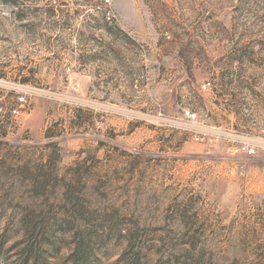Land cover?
<instances>
[{"label":"rangeland","instance_id":"rangeland-1","mask_svg":"<svg viewBox=\"0 0 264 264\" xmlns=\"http://www.w3.org/2000/svg\"><path fill=\"white\" fill-rule=\"evenodd\" d=\"M218 71L264 91V0H0L6 245L26 215L52 222L56 262L77 226L107 262L143 235L147 264H264V156L223 132Z\"/></svg>","mask_w":264,"mask_h":264},{"label":"trees","instance_id":"trees-1","mask_svg":"<svg viewBox=\"0 0 264 264\" xmlns=\"http://www.w3.org/2000/svg\"><path fill=\"white\" fill-rule=\"evenodd\" d=\"M64 222L61 225L65 227L68 223ZM51 225L49 220L23 215L16 225L20 237L9 245H6L9 227L5 226L0 232V264H147L149 249L143 235L138 239L136 235H127V243L117 257L107 262L102 260L103 251L93 247L97 240L95 232L88 229L80 233L76 231L77 226L73 229L72 247L56 262L60 247L49 230ZM201 254L180 249L163 255L165 259L158 257L153 264H199L197 260ZM188 260L191 263H185Z\"/></svg>","mask_w":264,"mask_h":264},{"label":"crops","instance_id":"crops-1","mask_svg":"<svg viewBox=\"0 0 264 264\" xmlns=\"http://www.w3.org/2000/svg\"><path fill=\"white\" fill-rule=\"evenodd\" d=\"M216 73H219L221 80L224 77L228 81H220V84L215 86L214 92L212 90L207 98V102L216 106V110H220L223 132L227 131L228 135H232L236 131L238 134H251L256 138L264 137V91L257 99L250 100V93L257 89L255 85L235 82L243 77L241 72L218 71ZM259 86L264 90V84ZM248 129L249 133H247ZM241 138L244 137L241 135L236 137L238 140ZM254 169L259 170V167ZM261 169L264 170V167Z\"/></svg>","mask_w":264,"mask_h":264},{"label":"built area","instance_id":"built-area-1","mask_svg":"<svg viewBox=\"0 0 264 264\" xmlns=\"http://www.w3.org/2000/svg\"><path fill=\"white\" fill-rule=\"evenodd\" d=\"M209 85V82L202 83L201 87L204 88ZM191 117H195V113L187 112ZM237 152L242 153L246 156H264V137H248L244 141H240L236 149Z\"/></svg>","mask_w":264,"mask_h":264}]
</instances>
